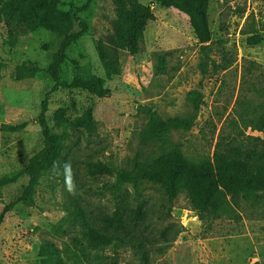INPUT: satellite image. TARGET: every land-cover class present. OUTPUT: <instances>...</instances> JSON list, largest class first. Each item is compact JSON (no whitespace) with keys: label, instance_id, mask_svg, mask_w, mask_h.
Masks as SVG:
<instances>
[{"label":"rangeland","instance_id":"rangeland-1","mask_svg":"<svg viewBox=\"0 0 264 264\" xmlns=\"http://www.w3.org/2000/svg\"><path fill=\"white\" fill-rule=\"evenodd\" d=\"M5 1L0 0V11ZM27 1L37 22L26 33L10 37L0 17V125L26 122L16 132L0 129V175L19 169L42 147L36 117L50 82L43 70L24 79H17L15 70L26 59L36 60L44 69L52 51L48 45L78 17L88 22L89 32L67 49L62 77L70 81L99 76L110 94L97 97L79 88H60L49 95L46 118L63 143L61 163H65L40 178L32 205L18 203L5 214L0 224V264H264V195L238 196L236 203L228 196L215 216L200 219L184 190L169 202L158 184L141 181L136 188L124 184L118 192L127 201L124 226L107 234L141 243L137 249L128 245L88 249L74 240L80 235L78 223L68 218L71 199L98 226L100 217L115 206L114 193L101 191L114 176L86 174L87 160L130 169L137 156L147 159L174 144L188 157L211 159L215 142L232 130V121L246 135L264 139V130L254 129L264 113V40L256 45L246 40L253 33L264 37V0H209L210 56L227 67H209L205 75L188 15L140 0L150 5L153 18L137 54L119 51L120 72L111 79L105 78L94 41L111 32L112 0H59L55 6L47 0ZM86 3L85 10L74 14ZM164 51H171L167 73H155L156 54ZM191 89L203 94L193 126L171 130L162 141L142 142L144 111L152 108L163 117L189 115ZM57 109L63 111L64 120L56 119ZM77 119L88 127L77 124ZM59 169L73 178H56L54 171ZM27 181L23 175L4 186L0 209L21 194ZM138 205L142 216L134 223Z\"/></svg>","mask_w":264,"mask_h":264},{"label":"trees","instance_id":"trees-1","mask_svg":"<svg viewBox=\"0 0 264 264\" xmlns=\"http://www.w3.org/2000/svg\"><path fill=\"white\" fill-rule=\"evenodd\" d=\"M47 1L54 6L59 3V0ZM150 1L161 7L176 8L188 15L191 28L200 45L202 60L199 66L203 75L209 72V67L213 70L216 68L224 70L227 67L224 64L215 63L210 56L212 37L208 19L209 0ZM112 3L115 17L111 20V32L104 39L94 41L107 79H111L120 72L119 51H126L130 55L138 53L147 24L153 18L150 5L140 0H112ZM86 7L87 3L76 7L74 14L85 10ZM0 17L6 22L10 37L26 33L34 28L37 22L35 9L27 0H6L0 11ZM89 28L85 19L76 18L69 30L58 36L54 44L48 45L52 51L44 69L40 68L36 60L26 59L21 61L15 70L17 79L27 78L33 71L43 70L50 82V88L43 92L40 111L36 117L42 135V147L19 169L0 175V194L5 185L16 182L23 175L28 177L21 194L0 209V224L5 214L16 204L32 205L34 203L33 195L44 174L64 166L65 162L61 163L64 161L63 143L58 133L51 129L46 118L49 95L60 88H79L97 97L110 94V89L104 84L105 79L99 76H92L85 80L73 78L70 81H65L62 77L61 69L67 58V49L87 35ZM246 40L248 44L256 45L262 42L264 37L259 33H253ZM169 55L171 51L156 54L155 73H167V56ZM172 68L173 71H177L179 67ZM187 100L192 109L189 115L163 117L156 110L147 108L144 111L146 122L140 133L141 141H162L171 130H189L203 104V94L198 89H191L187 93ZM55 117L57 120L65 119L61 109L55 111ZM76 123L88 127L83 119H77ZM25 126L26 122L15 125L2 123L0 129L16 132ZM231 129L233 131L219 135L211 159L188 157L178 145L174 144L147 159L137 156L130 169H115L101 160L85 161L86 174L114 176L113 181H105L102 184L101 191L114 193L115 206L110 213L100 217L101 225L98 226L77 205L76 201L71 199L72 208L69 210L68 218L77 221L79 227L77 231L80 233L74 240L96 251H101L106 246L117 248L128 245L133 249L141 248L142 244L139 242L123 241L120 237L107 234L110 229L116 231L124 226L127 201L125 195L118 193L124 184H131L134 188L141 181L158 184L163 188L169 202L180 190H184L200 219L215 216L228 196L236 203L238 196L264 195V139L258 135H246L236 128L234 121H232ZM254 129L264 130V113L256 121ZM54 175L62 180L73 178L72 173L60 169L54 171ZM141 216L142 208L138 205L134 210L133 222L137 223Z\"/></svg>","mask_w":264,"mask_h":264},{"label":"clouds","instance_id":"clouds-1","mask_svg":"<svg viewBox=\"0 0 264 264\" xmlns=\"http://www.w3.org/2000/svg\"><path fill=\"white\" fill-rule=\"evenodd\" d=\"M68 170V166H66V171ZM71 184H69V190H71Z\"/></svg>","mask_w":264,"mask_h":264}]
</instances>
